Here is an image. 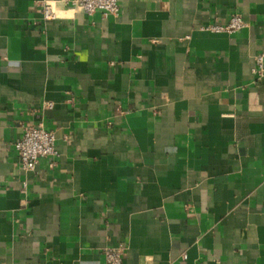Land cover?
Masks as SVG:
<instances>
[{
	"label": "crops",
	"instance_id": "obj_1",
	"mask_svg": "<svg viewBox=\"0 0 264 264\" xmlns=\"http://www.w3.org/2000/svg\"><path fill=\"white\" fill-rule=\"evenodd\" d=\"M119 5L0 0V264H264V0Z\"/></svg>",
	"mask_w": 264,
	"mask_h": 264
},
{
	"label": "built area",
	"instance_id": "obj_2",
	"mask_svg": "<svg viewBox=\"0 0 264 264\" xmlns=\"http://www.w3.org/2000/svg\"><path fill=\"white\" fill-rule=\"evenodd\" d=\"M69 7L85 12L87 14H94L97 11H102L106 15H117L120 11L119 0H60ZM43 14L46 19H53L56 17V12L53 5L44 1ZM247 21L241 14H234L226 24L213 23L204 26L203 29L214 32H236L247 26ZM254 72L260 77L264 76V53H259L255 57ZM46 106L52 107V102H45ZM15 148L22 168L25 171L34 170L40 159L44 157H56L58 149L56 146V133L53 129L45 126L40 122L36 126L25 127L23 136L16 141ZM26 187V182L24 183ZM125 254V246H108L105 248L106 263L107 264H123Z\"/></svg>",
	"mask_w": 264,
	"mask_h": 264
}]
</instances>
